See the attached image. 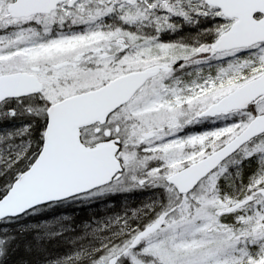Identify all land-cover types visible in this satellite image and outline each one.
<instances>
[{
    "label": "snow or ice",
    "instance_id": "obj_1",
    "mask_svg": "<svg viewBox=\"0 0 264 264\" xmlns=\"http://www.w3.org/2000/svg\"><path fill=\"white\" fill-rule=\"evenodd\" d=\"M0 264H264V0H0Z\"/></svg>",
    "mask_w": 264,
    "mask_h": 264
}]
</instances>
